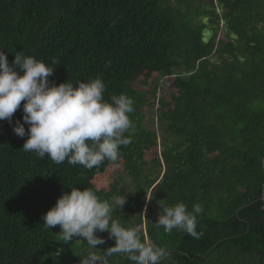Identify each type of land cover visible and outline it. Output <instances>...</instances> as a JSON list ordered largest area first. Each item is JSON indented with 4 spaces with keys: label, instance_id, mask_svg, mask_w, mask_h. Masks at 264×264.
I'll return each mask as SVG.
<instances>
[{
    "label": "trees",
    "instance_id": "trees-1",
    "mask_svg": "<svg viewBox=\"0 0 264 264\" xmlns=\"http://www.w3.org/2000/svg\"><path fill=\"white\" fill-rule=\"evenodd\" d=\"M0 49L9 64L22 51L54 67L50 85L101 78L105 100L134 101L118 167L24 152L28 137L13 131L24 101L11 123L0 120V264H81L89 255L135 264L107 254L116 243L107 231L90 248L43 225L73 187L125 199L112 218L164 247L161 264H264L263 202H255L264 187V0H0ZM113 171L128 188L109 182ZM178 202L202 206L199 239L155 227L159 203Z\"/></svg>",
    "mask_w": 264,
    "mask_h": 264
},
{
    "label": "clouds",
    "instance_id": "clouds-1",
    "mask_svg": "<svg viewBox=\"0 0 264 264\" xmlns=\"http://www.w3.org/2000/svg\"><path fill=\"white\" fill-rule=\"evenodd\" d=\"M53 64L60 63L54 59ZM53 71L54 67L22 51L9 64L0 49V120L11 123L24 101L23 123L16 120L13 128L17 136L28 137L24 152L35 153L40 159L47 156L55 164L67 161L89 170L105 160L118 167L121 146L132 142L131 135L124 134L134 129L129 115L134 111L133 99L120 94L105 100L106 85L101 78L77 82L78 86L67 81L50 85ZM25 124L29 125L28 131ZM125 203L119 196L101 200L93 189L73 187L42 216L43 225L49 229L59 226L65 242L78 237L90 248L105 243L96 232L107 231L116 242L107 249L109 256L126 254L135 264H161L169 255L164 247L142 240L138 227L125 228L112 218V212ZM159 205L163 214L160 211L155 222L157 229L162 227L166 233L176 229L194 239L203 235L197 231V214L203 212L200 204H194L192 211L182 202ZM97 262L98 257L89 255L82 257L81 264Z\"/></svg>",
    "mask_w": 264,
    "mask_h": 264
},
{
    "label": "rangeland",
    "instance_id": "rangeland-1",
    "mask_svg": "<svg viewBox=\"0 0 264 264\" xmlns=\"http://www.w3.org/2000/svg\"><path fill=\"white\" fill-rule=\"evenodd\" d=\"M221 38H223V34L221 35ZM141 86V85H140ZM141 87H143V88H145V89H147V86H141ZM169 83H166V84H164L163 86H162V88H161V93H160V96H163V95H167L168 93H169ZM162 94V95H161ZM146 113V116H147V114L148 115H150V112H149V109H147V111H145ZM157 115H158V110H157V113H156V115L154 116V120H155V125H153L151 128L152 129H156L157 128ZM146 123L147 124H150L151 122L150 121H146ZM121 174H123L122 172L120 173V172H118V171H113L112 172V174H111V177H110V179H109V182H111L112 184H114L115 182H118L119 183V187H124V188H128L129 187V180H128V178L126 177V175H124V176H122ZM121 178H122V180H121ZM109 182H107L106 183V185H105V187L104 188H108L109 187V185H110V183ZM147 198H148V196H147Z\"/></svg>",
    "mask_w": 264,
    "mask_h": 264
},
{
    "label": "water",
    "instance_id": "water-1",
    "mask_svg": "<svg viewBox=\"0 0 264 264\" xmlns=\"http://www.w3.org/2000/svg\"><path fill=\"white\" fill-rule=\"evenodd\" d=\"M263 165H264V162H263ZM257 201H262V202H263V207H262V208L264 209V187H263V190H262V193H261L260 198L257 199L255 202H257ZM255 202H253V203H255ZM253 203H252V204H253ZM252 204H251V205H252ZM249 205H250V204H249ZM249 205H248V206H249ZM213 248H214V247H213ZM213 248H212V249H213ZM212 249H211V250H212ZM211 250H210V251H211ZM210 251H209V252H210ZM209 252H208V253H209Z\"/></svg>",
    "mask_w": 264,
    "mask_h": 264
}]
</instances>
